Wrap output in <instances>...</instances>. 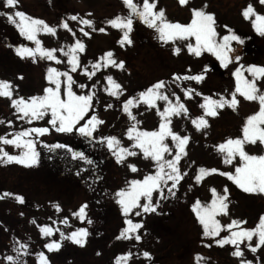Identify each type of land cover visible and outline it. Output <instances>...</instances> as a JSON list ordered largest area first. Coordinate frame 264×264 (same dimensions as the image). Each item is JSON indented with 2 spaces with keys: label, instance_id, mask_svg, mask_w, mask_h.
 Here are the masks:
<instances>
[{
  "label": "rangeland",
  "instance_id": "374dc122",
  "mask_svg": "<svg viewBox=\"0 0 264 264\" xmlns=\"http://www.w3.org/2000/svg\"><path fill=\"white\" fill-rule=\"evenodd\" d=\"M135 2L142 5L143 0H135ZM21 4V11L31 17L45 21L49 26H52V24L57 25V23L61 24L60 17L61 13L64 11H67V14H80L79 16L83 19H90L93 21L92 27L87 25L84 26L86 31L90 33V35L85 38L78 34L73 36L72 33L75 30L73 26L74 24H79L80 20L77 19L73 21L70 17L66 21L71 23L70 28L72 32L62 28L56 32L55 35L38 33L37 38L41 40L43 47L46 48L49 46V48L60 49L64 46V42H69L72 38L74 39L77 37L83 43L85 42L84 53L87 57L89 56L85 61H80L81 64L79 67L84 65L87 66L88 71H92L90 61L95 63L106 51H112L113 58L117 62L124 61V67L122 69L115 68L111 65L106 68L102 67L96 71V74L91 80L88 79L83 71L80 77L76 74L71 75L76 82L73 85V91L77 94H87V91L92 89V85L96 84L95 89H92V91L95 92V96L93 98L91 112L100 120L104 121V123L100 124L95 130V140L82 137L75 133L66 134L56 132L54 129H51L50 125H47V119H50V115L44 120L33 121L31 124L26 120H18L16 119L14 109L10 106V100L5 97H0V120L6 118V122L11 120L12 124H7L8 126H5L6 124L2 125L4 123H0V131H11L10 133L12 134L15 131L21 130L20 123L28 128L47 126L50 128V132L41 136L39 140L47 142L49 145L57 140L59 143L70 145L74 150L77 145L82 143L83 147L85 146L82 149L90 153L89 159L95 163V165H99L100 161L95 153L99 152L100 154L103 151L109 152L106 144L99 142V138L106 136L121 137L131 123L127 115L122 111L123 102L129 97H135L138 92L147 89L157 81L165 80L167 84L165 83V88L161 91H163L173 103L175 102V96H173L172 93H175L176 96L180 97L181 102L184 103L188 110V116H185L183 113L179 116L173 115L170 125L174 132H177L181 136L188 135L190 137L185 147L187 154L184 157H193V159H195L194 157H198V155H200V150L204 148V155L208 165L221 166L225 164L222 163L223 156L217 151L210 150L208 144L211 143L213 137L218 139L217 142H220L221 139L225 141L228 138L235 139L242 137V126L245 123L246 117L255 112L251 110V106H259V103L258 101L246 100L243 97L241 100L242 104L239 105L238 103L235 110L226 106L223 109L217 110L218 115L214 117H205L209 123L208 127L197 131L195 126L191 123V120L203 115V109L200 107V104L203 103V96H211L213 99H218L220 95H224L230 99V94L234 91L236 83L234 82L232 73L220 77L217 72L211 71V62L216 61L220 63L213 53L205 50L201 52L200 56H196L188 52L186 45L189 42L194 44V38H189L188 40L177 39L164 43L158 38V33L155 29L141 23L137 18L133 20V29L129 33L132 43L125 44L122 47L117 43L122 36V32L105 23L110 16L118 12L121 13L120 15H127L128 10L122 0H21ZM210 4L217 8L215 9L216 15H214L215 30L218 34L217 38H222L224 35L228 34V29H231L237 36L243 37L242 40L246 43V47L249 44L253 45L255 51L252 53L249 52L250 59L241 61L243 65H240L243 66V75L251 79V75L247 72L248 66L256 65L264 67V36L258 34L252 26L251 20L255 17L253 16L250 19H245L242 15V9L251 4L256 13L264 14V4H261L260 0H188V3L184 6H181L178 0H156L155 10L159 11V9H164L165 18L168 21L176 19V15H182V17L185 15L187 18L190 16L192 19L191 9L203 8L205 5L208 7ZM224 16H226V20L223 18ZM225 26H227V28ZM100 28H105L106 35L98 31ZM2 34H4V32L0 34V80L10 81L12 85L16 86L14 97L22 96L27 98L33 95L43 94V89L48 86V82L45 80V72H42V63H46V59L40 60L39 57H37V62L34 63L31 58L22 59L19 56L20 59L18 60L11 47L10 50L6 49L7 53L4 51V39L8 38L11 40L12 38L8 33L4 34L5 38ZM67 38H69V41H67ZM55 41L57 43H55ZM21 42L34 44V42L28 41L23 36ZM231 47L232 51L229 53V56L234 60L241 46L238 42H231ZM174 48H180V52L174 54ZM98 49L102 51H98ZM55 55L61 61L67 59L60 51H57ZM12 61H16L17 65ZM53 62L56 63L55 61ZM64 63L66 64L65 61ZM236 63L239 62L236 61ZM205 69L207 70L205 71ZM191 71H194L195 75L203 73L205 76L203 80L207 79L210 84L204 91H195L202 92L203 96L197 95V97H193V99L184 97L183 90L180 93V82L174 79V74L184 76ZM108 75H111L124 89L119 99L110 96L104 91V88L107 86L105 77ZM19 77H22V79ZM82 78H84L83 83L78 81ZM97 81H99V83H97ZM256 83L260 90L264 91V78H261ZM79 84H85L86 87L81 89L77 87ZM237 100H240V95L238 93ZM165 103V101L158 100L156 106L163 111ZM107 104H111L112 107H106ZM132 112L136 116V119L140 121L138 125L140 129L148 131L158 129L160 117L157 115L155 107L150 108L147 104L141 103L133 107ZM110 115L113 116L114 119L110 120ZM208 130H210V132ZM216 134H218L219 137H216ZM39 140L37 141V150L40 145ZM120 141L121 145L124 147L132 143L128 138L127 141ZM165 142L168 143L170 147L174 148L170 137L166 138ZM192 142L203 143L198 147L196 146L198 149H195L191 147ZM86 143L92 144L91 147L87 146ZM1 147L8 149L7 152L10 154H19L20 151L12 145ZM133 150H135L139 156L130 157L129 161L126 162L129 164L131 162L135 163V165L139 166V169H143V164H146L147 166L145 168H147V175L154 173L150 171L155 170L154 161H152L151 158H145L139 149ZM173 150L175 151V148ZM244 150L250 155H261L264 154V145L260 144L259 141L255 144L246 143L244 145ZM260 152L261 154H259ZM165 156L167 159L171 158V155L167 153ZM209 159H212L211 162H209ZM213 161L215 164H213ZM136 162L140 164H136ZM233 162L234 166H236L239 163V157L237 156ZM35 166L37 170L29 171V176L19 177L16 175L14 179L9 178V180H15L17 184L21 183L27 188L38 187L41 184V186L45 188L44 192H41V194L43 196L47 195V199L44 200L45 203H52L54 201V199L50 197V195L53 194L50 192L53 191H55L57 195L66 194L69 196L71 190L70 183L73 178L71 180L65 173L66 167H57L55 164H52L49 168L47 164H43L41 166L42 170H40L39 164ZM125 167L127 168V166L122 168L126 169ZM75 168L76 167L73 166V169ZM129 172V174H131V171ZM75 174L78 173L75 172ZM133 175L134 174L130 177L128 175L125 181V179L121 178L120 172L114 173L111 176L112 179L119 182L114 188H111L113 191L112 193L107 191L108 188H105L106 194L100 196L97 200L95 199L96 203H93L91 198L85 201L87 204L85 212H87L89 216H93L91 221L94 229L90 235L98 234L105 236L103 243L106 247H111L113 244L112 248L114 250L112 251L115 253L111 255L112 251H110L112 261L114 257L116 258L124 253H131L132 258L131 261L128 260V264H145V261H149L151 258H153V260L160 259L159 256H163L164 259L162 258L160 263L159 260L156 261L155 264H241L243 257H234L231 255L235 250L233 245L225 244L221 247L215 243L216 239L229 235L228 230H222L218 237L204 236L203 226L199 223L195 213L192 211L191 206L197 201L196 199H199L201 203H207L212 199L210 189L216 188L214 187L215 185L213 183H215V181L213 179L211 183L206 181L201 182L199 185V192L194 196H191V187H189L188 184H182L181 181L178 183L177 187L173 189L175 196L170 195L168 188L165 187L164 196L167 198L160 199L161 206L158 205V209L162 211V216H159L161 221H154L153 219H146L147 216L141 218L143 216L142 212L140 216H136L135 212L140 209H134L133 212L129 213L126 217L121 212L120 205L116 202V191L125 188L127 183L134 179ZM75 178L76 176H74V180ZM108 178H105L104 181ZM168 183L170 185L171 181ZM106 184V186H110L112 182L107 181ZM75 186L79 187L77 184H75ZM86 186L87 184L85 187ZM91 192L92 191H89L88 193L93 196ZM219 194H223V192ZM255 194L264 202V194ZM230 195H234L232 191H230ZM159 197V192H154L152 202L156 203ZM63 199L66 201L68 197H64ZM236 201H240V203L243 204L241 199H236ZM143 202L142 198L141 204ZM76 205H80V202ZM241 210L243 209L238 206L237 202L230 203L227 208V215L219 214L216 219L219 220L222 225H227L233 219H236L246 221L241 227H255L259 220L253 218V213L248 215V212H246L247 208L245 212ZM159 214L161 213L159 212ZM126 219L139 223L145 221L146 223V225L142 227L144 236L141 237L138 234L141 239H135L136 243L134 245H130L129 243L130 240L134 239L137 233L127 240H123L122 238L117 239V237L120 236L121 230L128 227L125 223ZM159 223L160 225H158ZM158 226H160L161 229L158 228ZM148 229H150L149 232H147ZM66 232H68V228H66ZM56 236L60 238L59 233H56ZM256 240L257 237L254 236L251 241H243L240 247L243 248V253L248 257L245 261H251L252 264H264V245L257 248L255 252L250 251L247 247L248 244L255 246ZM92 241L91 238H87L89 248L95 245ZM118 242L122 243L120 244ZM204 242L205 245H203ZM161 249L163 251L158 252V250ZM94 251H97V249H94ZM145 251L150 253V257L141 263V254ZM166 252L171 253L167 254ZM115 254L116 256H114ZM167 255H171L169 259H165ZM198 257L200 258L199 260L197 259ZM100 258L104 264L110 263L107 254L101 255Z\"/></svg>",
  "mask_w": 264,
  "mask_h": 264
},
{
  "label": "snow or ice",
  "instance_id": "6c2138e0",
  "mask_svg": "<svg viewBox=\"0 0 264 264\" xmlns=\"http://www.w3.org/2000/svg\"><path fill=\"white\" fill-rule=\"evenodd\" d=\"M123 4L127 8V15H116L111 19L105 21L106 24L118 29L122 32V36L117 43L122 47L125 44H131L132 41L129 37V33L133 29V20L139 19V21L150 28H153L158 33V38L167 43L168 41L188 40L194 38L195 43H187L186 47L189 53L196 56H200L202 51H208L213 53L220 61L222 67H227L232 62V58L229 53L232 51L231 42L243 43V40L234 34L231 29H228V34L222 38H217L218 34L215 30V17L214 14L207 12L203 8H193L192 19L188 24H181L179 22H170L165 18L164 9L156 11V0H143L142 5H139L135 0H122ZM181 6L188 3V0H178ZM261 4H264V0H260ZM19 4V0H3V6L5 8H16ZM9 23L15 25L16 29L28 41H32L35 47H28L26 45H20L15 48L16 54L23 58H31L33 62H37V57L40 60L55 61L61 63L62 61L55 55L57 51L63 53L68 58V65L72 72L77 71L80 65L78 53H82L85 50L84 43L76 39L74 44L67 45V51L65 46L60 49L45 48L42 46L41 40L37 38L38 33H46L55 35L57 28L49 26L45 21L29 16L23 11L16 10L13 12H6ZM242 15L245 19L251 20L254 30L264 36V14H258L251 4L242 9ZM75 21L78 19L77 15L70 17ZM82 25L92 27L93 21L90 19H80ZM58 27H62L69 32L72 29L66 21H62ZM227 28V26H225ZM95 30V29H94ZM80 31L85 35H90L83 27ZM98 31L105 32V28H100ZM75 36V33H72ZM174 54L180 52V48L173 49ZM241 57L237 55L236 61H239ZM92 71H88L87 66L83 69L84 74L91 80L102 67L109 65L122 69L124 67V61L117 62L113 58L112 51H106L95 63L90 61ZM243 66L237 67L233 71L232 75L236 79V87L230 94L231 98L224 95H220L218 99H213L211 96H203V103L200 107L203 109V115L198 116L191 120V123L195 126L197 131H200L208 127V121L205 117L218 115V109H223L226 106L236 109L238 100L237 93L243 96L249 101H258L259 110L246 117L245 123L242 126V137L228 138L225 141L214 145L213 147L223 156V162L225 164H232L236 157H239V163L235 166L234 172H220V175L226 176L232 183H234L239 189L246 193H260L264 194V154L250 155L244 150L246 143L255 144L259 141L264 145V91H261L257 85V81L264 78V67L250 65L247 68V72L251 75V79L246 78L242 71ZM207 69H205L206 71ZM63 77V79H61ZM22 79V77H19ZM204 78L203 73L196 75H184L178 76L174 74L175 80H194L197 83ZM45 80L48 82V86L43 89V94L33 95L30 97L15 96L14 91L16 86L12 85L10 81L0 80V97H5L10 100V106L14 109L16 119L26 120L29 124L33 121L44 120L50 115V119H47V125L51 126L58 133L66 134H79L82 137L96 139L94 132L97 127L104 123L94 113L91 112L93 98L96 84L92 85V89L87 91V94H77L73 91V85L76 83L73 77L68 71H60L55 67L49 66L46 69ZM107 86L104 91L112 97L117 99L123 94L124 89L117 83L111 75L105 77ZM99 83V81H97ZM77 87L84 89L85 84H79ZM165 88L164 81H157L147 89L140 91L135 97H129L123 102L122 111L125 113L131 121L129 127L125 132V136L132 141L128 147L121 145V141L116 136L100 137L99 142L105 143L108 150L115 157L116 162L123 163L126 157L136 156L137 152L133 149H139L145 158H151L154 161L155 171L145 175L142 180L133 179L127 183L125 188H121L116 191V202L120 205L121 212L127 217L129 213H132L134 209H140L135 212L136 216H140L141 212L149 213L155 212L159 204L160 198H167L164 196V188H168L170 195L175 196V189L178 183L183 179V176L187 173H181L178 165L182 156L187 153L185 147L190 140L188 135L181 136L177 132H174L171 125V117L173 115L179 116L183 113L188 116V110L184 103L181 102L180 97L175 96V102L169 100V97L165 95L162 89ZM184 96L190 98L193 93L196 95H202L195 92V89L186 88L183 89ZM158 100L165 101L163 111L157 106ZM144 103L150 108L155 107L157 115L160 117V124L158 129L148 131L138 127L140 121L136 119V116L132 112V108ZM106 107H112L111 104H107ZM0 123L5 121L0 120ZM11 125L12 121L6 122ZM50 132V128L43 127H29L23 128L19 131H15L11 134L0 135V145H12L19 149V154H10L3 147H0V163H18L25 167H32L39 163L40 153L37 150V141L39 138ZM170 137L173 146L175 148V154L173 155V148L165 142L166 138ZM39 143L43 147H47L50 151L55 149H66L71 153L73 159L79 158L80 160L92 164L93 162L83 153L74 150L70 145L55 143L45 144L44 141L39 140ZM171 155V159H167L165 154ZM51 158V157H50ZM129 169L132 172H137L138 169L135 164H128ZM219 170L216 168L207 169L200 167L197 169V174L194 177L196 183H200L206 176L216 173ZM79 174V173H78ZM169 181L171 184L169 185ZM159 192L160 197L153 203V193ZM212 199L207 203H201L199 199L192 204V211L195 213L197 220L203 226V235L206 237H218L222 230L227 229L229 235L221 237L215 240V243L219 246L225 244H231L235 247V250L231 253L234 257H243V251L240 244L247 240L251 241L254 236L257 237L256 244H248L247 247L250 251L255 252L257 248L264 245V215H261L258 223L253 228L241 227L246 221L233 219L229 224L222 225L219 220L216 219L217 215H227L228 208V189L224 188L223 194H219L215 188H211ZM5 196L12 195L11 193H4ZM143 203L141 204V199ZM16 199L23 202V198L16 196ZM57 211H60L59 205H53ZM87 204H83L80 208L73 212V216H78L81 221L85 217V210ZM35 222V221H33ZM61 223L67 224L68 220L65 217ZM55 223V222H53ZM91 224L92 221L88 220ZM125 223L128 227L121 230L120 236L117 239H129L136 230L142 227V223L133 222L130 219H126ZM40 228L41 235L50 236L53 231H60L59 229H53L50 226H38ZM88 235L87 230L84 228L76 229L67 236L64 232L60 231V240L70 239L73 243L83 246L85 243L84 237ZM136 240H140L141 237L136 234ZM22 249H26L27 245H21ZM61 247L60 241H52L45 244V248L48 251L59 250ZM131 253H124L115 258V264H121L123 261L126 264ZM144 257H150V253L143 252ZM7 260L13 261L14 257L7 256ZM200 259L199 257L197 258ZM37 264H48L47 257L43 252L37 254ZM241 264H252L251 261L241 260Z\"/></svg>",
  "mask_w": 264,
  "mask_h": 264
},
{
  "label": "trees",
  "instance_id": "16d2710c",
  "mask_svg": "<svg viewBox=\"0 0 264 264\" xmlns=\"http://www.w3.org/2000/svg\"><path fill=\"white\" fill-rule=\"evenodd\" d=\"M66 12L67 11L61 13L64 20L68 16V14H65ZM8 23V20L4 21V19L2 23V17H0V34L3 32L4 34L8 33L12 38L11 40H9L8 38H5L4 34H2V36H4L5 38L3 45L4 51L6 53V49H11V41H14L15 36L17 38V33L14 31L13 26L11 27ZM59 25L60 24L57 23L56 26L58 27ZM64 70L68 71L66 69ZM69 73L75 74L77 72L70 71ZM77 76L80 77L79 73L77 74ZM78 81L81 82V79H79ZM181 81L182 84L179 86V88H181L182 90L186 88H192L195 89V91H204L210 85L207 79L202 80L199 83L194 80H180V82ZM164 82L167 84L165 80ZM198 93L202 94V92ZM200 96H203V94ZM193 97L196 98L197 95L193 93L190 99H193ZM109 119H114V117L110 115ZM23 128L26 127L22 125L21 129ZM216 137H219V135L216 134ZM217 140L218 139H215L213 137L211 143L208 144L210 150L214 149L213 146L215 144L212 142H217ZM57 142L58 141L56 140L53 142V144ZM86 145L91 147L92 144L86 143ZM200 145H202V143H191V147L195 149ZM38 150L40 153L38 163L40 165V170H42L41 166L43 164H47L49 168L52 164H55L57 167H66L65 173L69 176V178H71V180L73 178L70 183V194L69 196H67L66 194L57 195L55 191L50 192L53 193L52 195H50V197L51 199H54V201L52 203H45L44 200L47 199V195L43 196L41 194V192H44L45 190V188L41 186V184L38 187L27 188L21 183L17 184L15 180H9V178L14 179L16 175H18L19 177L29 176L28 172H31L33 170L36 171V166L27 169V167L15 162L6 163L4 166H0V222L2 223L0 224V264H37V254L41 252H43L47 257L48 264H104L100 256L106 254L108 255L110 262L106 264H115V257L112 261L110 256V251L114 250L112 248L113 244L111 247H106L103 243V241L105 240V236H101L98 234L90 235L94 227L93 223H88V220H92L93 216L85 214L86 218L81 221L78 216H73L72 213L80 208L81 205L78 206L76 204L84 200V197L86 200H89L91 198L92 202L96 203L95 199L97 200L100 196L106 194L104 188H108V191L112 193L113 191L111 190V188H114V186L119 182L112 179V174L120 172L121 178L125 179L126 181L128 175L129 177L132 175L129 174V171L131 170L128 167L129 163L126 162L129 161V158L131 156L126 157L123 163L118 164L117 162H114L115 157L111 154L110 151L108 153L107 151H103L100 154L99 152H97L98 158L100 160V165L98 167H95L93 164H88L80 160L79 158L73 159L71 153L67 152L66 149H55L50 151L47 147H43L40 145ZM204 151L205 149L202 148L200 150V155H198V157L195 156V159H193V157H182L179 162L182 168L181 173H187L183 176L182 184L185 183L191 187V196H194L199 192V185L201 184V182L206 181L211 183L213 179L215 181V183H213L215 186L225 185V187H230L235 199H241L248 208L254 209V216H256L257 214V217L264 215V203L257 202L254 196L243 193V191L239 189L234 183H232V181H230L226 176L220 175V172H224V170H222V167L225 166V164L221 166L208 165V162L206 161L204 155ZM209 160V162H211L212 159ZM136 164L140 163L136 162ZM213 164H215L214 161ZM73 166H75L76 168L73 169ZM124 166H127V168H122ZM146 166V164H143V169H139V166L136 165L139 171L135 173L134 179L142 180L143 177L147 175V168H145ZM200 167H204L207 169L216 168L219 171L206 176L198 184L194 180V177L197 174V169ZM150 171L154 172L155 170ZM75 172L79 174H75ZM74 176H76L75 180ZM109 176L112 180L108 178L106 181H104V179ZM107 181H111L112 184L110 186H106ZM75 184H77L79 187H76ZM86 184L87 186L85 187ZM89 191H92L91 193H93V196L88 193ZM4 193H11L12 195L5 196ZM17 195L23 198V202H20L16 199ZM64 197H68V199L64 201ZM108 201L110 202L109 199ZM253 204H257V207L254 208ZM53 205H59L60 211H57ZM155 213L156 212L152 214ZM159 216L160 215H151L148 216L147 219L158 221L160 220ZM65 217H67L68 220L67 224L60 222L64 220ZM45 225L50 226L53 229H59L60 231L64 232L66 236L79 228L86 229L88 235L84 237V245L80 246L73 243L70 239H64L61 241L60 238H57L56 236V233L60 234V231H53L52 235L50 236L41 235L40 228L38 226ZM66 228H68V232H66ZM136 231L143 235L142 230L137 229ZM87 238H91V240H93L92 242L95 245L89 248ZM52 241H60L61 247L59 248V250L48 251V249L45 248V244H48ZM118 243L121 244L122 242ZM21 245H27V248L22 249L20 247ZM94 249H97V251H94ZM114 253L115 252L112 251L111 255H113ZM7 256L14 257V260H7ZM114 256H116V254ZM121 264H124V262L122 261Z\"/></svg>",
  "mask_w": 264,
  "mask_h": 264
},
{
  "label": "water",
  "instance_id": "95a60500",
  "mask_svg": "<svg viewBox=\"0 0 264 264\" xmlns=\"http://www.w3.org/2000/svg\"><path fill=\"white\" fill-rule=\"evenodd\" d=\"M212 69H213V70H216V64H213V65H212ZM221 73H222V72H221Z\"/></svg>",
  "mask_w": 264,
  "mask_h": 264
}]
</instances>
